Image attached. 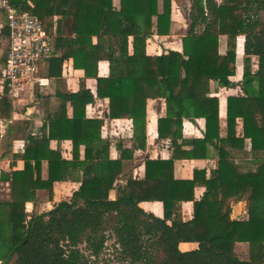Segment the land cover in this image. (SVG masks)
<instances>
[{
	"label": "trees",
	"instance_id": "1",
	"mask_svg": "<svg viewBox=\"0 0 264 264\" xmlns=\"http://www.w3.org/2000/svg\"><path fill=\"white\" fill-rule=\"evenodd\" d=\"M34 1L31 11L46 31L52 14L72 17L75 36L58 34L47 60L48 75H60L63 60L72 58L74 67L96 79V96L108 99L109 116L131 119L135 142L121 150V159L145 146L147 98L164 99L165 115L157 119L156 130L159 138H168L171 156L146 158L142 177L115 186L122 161L108 157L102 120L84 116L85 105L94 101L92 93L87 88L59 92L61 103L48 135L28 136L20 155L24 168L12 173L10 200L0 201V264H92L90 257L99 258L108 240L119 264H264V0H189L181 51L157 55L146 53V39L169 34L171 0H161L160 6L158 0H120L119 8L113 0ZM220 35L225 36L223 53ZM239 36L242 72L233 81L229 76L234 75ZM99 60L108 62L106 76L97 75ZM210 80L239 89L226 97L223 135ZM6 91L0 108L9 111ZM67 103L71 117L65 113ZM199 117L204 119L202 136L183 137V119ZM49 138L69 139L72 158L50 149ZM246 138L253 167L244 168L236 157L244 155ZM209 146L217 165L208 177L197 168L190 178L174 177L176 159L206 158ZM43 159L46 179L40 174ZM72 178L80 183L69 199L26 217L25 202L34 199L37 188H47L51 198L55 181ZM196 185L204 186L199 198L194 197ZM241 199L245 217H234L232 204ZM154 200L161 202L162 216L140 206ZM188 200L192 216L183 220L181 202ZM180 242L196 247L181 250ZM237 243L246 244L245 257L236 254Z\"/></svg>",
	"mask_w": 264,
	"mask_h": 264
},
{
	"label": "crops",
	"instance_id": "2",
	"mask_svg": "<svg viewBox=\"0 0 264 264\" xmlns=\"http://www.w3.org/2000/svg\"><path fill=\"white\" fill-rule=\"evenodd\" d=\"M21 4L22 8H26V0H12ZM34 5V0H29ZM177 1V2H176ZM186 5V14L190 9V1L184 0ZM221 0H216L219 3ZM159 6L161 0H158ZM180 0H171V23L169 34L153 33L146 39L145 51L147 54L157 55L166 52L169 49L181 51V36L184 35L188 26V18L180 11L174 16L172 5L179 3ZM113 4L119 8L120 0H113ZM181 13V14H180ZM37 15V14H36ZM5 18L0 12V69L5 63L7 55V29L5 27ZM54 39L59 35L64 37H74L75 33L72 28L71 15L54 13L51 17V27L47 31ZM222 37V50H220V42L218 50L220 53L225 51V36ZM242 37V36H241ZM238 39V38H237ZM95 42V36L92 37ZM236 44L235 55V71L234 75L229 76L233 81L241 78L242 72V42L241 46ZM240 50V51H239ZM240 52V53H239ZM57 54V53H56ZM39 75L44 78L45 85L39 86L37 83L33 85H25L24 87H15L12 92L9 91L10 86L0 80V95L7 87L10 109L0 108V201L10 200L11 184L10 180L14 171H20L24 168V158L20 156L25 150V143L28 136L33 138H41L42 135L47 136L50 129V119L55 115L60 106L59 92H75L80 88H87L93 95L94 101L87 103L84 107V116L86 118H98L102 120L101 137L106 138L109 142L108 157L110 159H121V150L129 149L135 142L132 121L127 117L111 118L109 116V102L106 97L99 98L96 96V79L94 77H86L83 69L73 66L72 58H65L62 62L60 75H48V61L43 62L39 66ZM108 74V62L99 60L97 62V75L106 76ZM7 85V86H5ZM210 95L218 98V115L220 120V135L225 133V117H226V97L227 95L238 93V87H221L213 80L209 81ZM1 100V99H0ZM1 107V106H0ZM146 121H145V137L146 142L144 148H135L131 157L121 159L122 171L119 178L115 180L114 185H122L129 177H142L144 175V161L146 158L167 159L171 156V146H169L168 138H159L157 135V119L165 115V102L163 98H147L146 99ZM3 113V114H2ZM66 116H72V106L67 103ZM204 129V119L199 117L194 122L183 119L182 135L185 138L201 137ZM239 131V125L237 126ZM43 133V134H42ZM47 146L50 149H58L61 156L65 159L72 158V143L69 139L57 140L49 138ZM183 148H190L189 145ZM244 155H239L236 159L240 164L249 162L250 141L248 138L244 140ZM209 155L206 158H181L174 161V177L190 178L194 168L204 169L205 177H208L210 171L217 165V156L215 149L209 146ZM79 158H83V146L79 148ZM243 156V158H242ZM33 163V159L29 160ZM135 162V164H133ZM137 163V164H136ZM252 165V164H251ZM244 168H247L243 165ZM253 167V165H252ZM130 168V169H129ZM131 168L134 172H131ZM41 177L47 178V160L41 161ZM82 171L78 172L80 178ZM78 179V178H75ZM66 179L55 181L53 183V194L49 197L47 188H37L35 197L25 202L26 217L49 210L54 203L60 200H67L71 197L72 192L77 189L79 180ZM204 191V186L196 185L194 187V197L199 198ZM115 188L109 191V197H115ZM140 206L145 210L152 211L157 216H162V205L158 200L142 201ZM182 219H190L192 216V202H181ZM232 216L245 217V202L237 200L232 204ZM240 244V243H237ZM196 247L194 242H180L181 250H189Z\"/></svg>",
	"mask_w": 264,
	"mask_h": 264
},
{
	"label": "built area",
	"instance_id": "3",
	"mask_svg": "<svg viewBox=\"0 0 264 264\" xmlns=\"http://www.w3.org/2000/svg\"><path fill=\"white\" fill-rule=\"evenodd\" d=\"M26 8L12 0H0V12L5 18L7 29V55L0 69V80L13 91L37 83L44 86L39 75V66L54 52V39L45 30L39 17L31 10L33 3L25 1Z\"/></svg>",
	"mask_w": 264,
	"mask_h": 264
},
{
	"label": "rangeland",
	"instance_id": "4",
	"mask_svg": "<svg viewBox=\"0 0 264 264\" xmlns=\"http://www.w3.org/2000/svg\"><path fill=\"white\" fill-rule=\"evenodd\" d=\"M172 10H173L174 16H177L179 14V11L183 15H186L187 16V14H186V5H185V1L184 0H180V2L177 3V4L174 3L172 5ZM260 16L262 17V19H264V11L260 12ZM219 42H220V50H222V44H221V43H223L222 37L219 38ZM241 42H242V37L239 36L238 39H237V43H238L237 51H238L239 44L241 46ZM133 164H135V162ZM243 165L245 167H252V165H251L250 162L244 163ZM131 172L132 173L134 172V168H133V170L131 168ZM111 243H112V240L106 241V243H105L106 246L103 249V252L99 256V258L94 259L93 256L90 257V259L92 261V264H119L117 262V260H115V257H114L115 254L113 252V247H112ZM235 251H236V254L238 256L245 257L246 256V244L245 243L236 244Z\"/></svg>",
	"mask_w": 264,
	"mask_h": 264
}]
</instances>
